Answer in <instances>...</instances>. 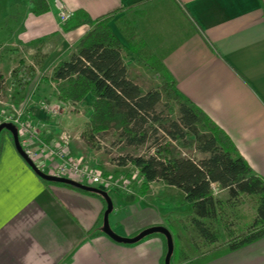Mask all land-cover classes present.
Wrapping results in <instances>:
<instances>
[{"label":"crops","instance_id":"0c3cea01","mask_svg":"<svg viewBox=\"0 0 264 264\" xmlns=\"http://www.w3.org/2000/svg\"><path fill=\"white\" fill-rule=\"evenodd\" d=\"M58 2L73 15L84 11L90 17L88 24L65 32L54 0H48V13L36 17L31 0H0V75L6 86L0 96V124L7 112L19 111L37 129L40 140L57 144L62 139L59 120L43 109L61 103L51 91L57 88L52 73L59 62L76 54L92 21L122 9L109 25L127 51L123 52L126 67L128 55L148 53L158 59L175 80L178 95L221 128L253 174L264 181V0ZM37 60L40 67L34 66ZM19 61L34 66L36 73L21 93L24 101L15 105L12 73ZM11 138L9 133L3 135L0 154V264H164L167 242L162 235L148 236L133 246L111 240L101 232L102 201L41 183L19 157ZM67 144L68 153L82 158L88 168L102 169L89 145ZM162 187L164 193L158 195L149 187L144 197L114 192L118 198H111L112 230L134 238L147 228L162 226L170 230L173 242L178 236L186 246L181 225L192 217V206L183 203V195L173 199L166 193L177 189L163 183ZM212 189L219 201L227 202V190ZM225 247L192 260L173 255L170 264H264V238L220 254Z\"/></svg>","mask_w":264,"mask_h":264},{"label":"trees","instance_id":"16d2710c","mask_svg":"<svg viewBox=\"0 0 264 264\" xmlns=\"http://www.w3.org/2000/svg\"><path fill=\"white\" fill-rule=\"evenodd\" d=\"M31 4L34 17L48 13V0H31ZM121 11L122 9L117 10L92 21L93 28L80 39L76 54L59 62L51 76V80L57 83V99L60 102L77 106L86 98H93L91 118L85 123L81 138L95 149L100 148L98 136L105 138L113 135L128 142L130 146H143L147 143V135L151 130V127H148L149 122H162L163 126H160L164 129L165 137L156 139L151 149L152 154L129 160L142 179L143 185L138 190L139 194L144 197L148 193L149 184L158 182H162L167 188L172 187L180 191L184 196L183 203L192 206L189 224L194 228L197 239L202 241L203 246L208 247L221 241L219 224L231 232L225 208L236 207L241 197L254 198L256 216L251 221L247 233L237 236H234L233 232L229 233L230 241L219 253L223 255L226 252H236L263 240V179L253 174L250 164L243 159L221 128L219 129L197 105L178 95L175 80L163 71L162 63L153 57L146 63L156 75L164 76L161 89L166 97L176 102L179 114L177 121L155 118L153 114L160 103V93L150 91L143 94L142 89L129 77L128 67L123 61L122 43L113 35L109 25ZM89 19V15L84 11H76L73 20L65 23L62 28L65 32H74L84 24L87 25ZM41 65L42 62L38 60L34 63L35 67ZM34 66L19 61L12 73V82L17 88L15 105L25 99L21 93L33 82L36 73ZM3 87V77L0 75V91ZM153 131L156 135L159 129ZM5 133L8 132L2 131L0 154ZM188 136L194 139V149L208 156L206 159L194 161L191 156H183L179 152L177 143L184 147L191 145ZM122 162L124 164L126 160ZM40 182L49 187L64 186L79 194L98 197L106 212L107 206L100 195L79 191L64 184H52L43 180ZM213 186L228 191L227 202H221L214 196ZM173 255L178 259H185L181 250L174 249Z\"/></svg>","mask_w":264,"mask_h":264},{"label":"rangeland","instance_id":"374dc122","mask_svg":"<svg viewBox=\"0 0 264 264\" xmlns=\"http://www.w3.org/2000/svg\"><path fill=\"white\" fill-rule=\"evenodd\" d=\"M93 27L90 25V28H87L88 31H90ZM116 28V27H115ZM63 29V28H62ZM87 31V33H88ZM86 35V33L84 34ZM127 52V51H122ZM129 52V51H128ZM150 61V55L147 53L146 55L142 57H133V56H126L125 57V63L128 67V74L129 77H131L135 83L138 85L139 89H142L143 94H147L148 92L156 91L160 94V103L155 108L154 116L155 118H159L160 120H172L177 121L179 120V114H178V105L175 101L170 100L168 97L164 95L163 90L161 89V83L164 80V76L162 74L156 75L155 71L151 70L149 65L146 63ZM10 85V84H9ZM5 85L0 91V96H4L5 94ZM11 87V85H10ZM55 87V86H54ZM53 93L58 95V88L56 90H51ZM10 93V92H7ZM93 98L90 96L86 98V100L78 104L77 106L71 104V103H59L55 104L53 106H47L50 107V109H54L53 112H56L55 116H51L56 119H58L57 126L58 129V137H62V139L58 140V144L63 145L62 143H67L68 141H71L72 143H82V145L88 146L89 143H87L85 140L81 138L82 133L84 132V125L85 123L90 121V115L92 112V106H93ZM9 112L6 113V116H9ZM162 125V122H152V120L149 122L148 127H151L150 133L147 135V143L143 146L141 145H129L128 142L124 141L123 139L119 137L113 136H105V138H102L101 136L97 137V142H99L100 148L95 149L93 146L89 147L91 149H94V161L98 162L100 167L102 169H99L103 172L104 176H110L113 179L122 182L123 180L127 179L129 181H132L133 175L136 172V168L130 165L129 160L131 158L135 157H144L152 154V146L155 145L156 139H161L162 137H165L164 129L160 126ZM163 126V125H162ZM153 129H159V132H157L156 135H154ZM205 132L204 129H201ZM191 145L184 147L180 146L177 143V147L179 152L183 154V156H191L194 161H199L201 159H206L208 156L205 154H202L194 149L193 143L194 139L191 138V136H188V138ZM63 141V142H62ZM126 160V162L123 164V160ZM116 173L117 176H114ZM117 177V178H116ZM136 180L132 181V185H130V192L132 195L137 194L140 195L138 190L142 183V179L139 178V176H136ZM151 192L158 195V193L162 194L164 193V190L162 191V182L158 183H152L151 186ZM147 191V192H148ZM107 193L110 194L112 199L118 198L116 193L113 191H107ZM168 196L173 199H176L178 196L181 195V192L176 190H171L166 192ZM255 206H256V200L254 198H240L238 205L236 208H225V214L226 218L228 219L227 222L230 223L231 232H233L234 236L242 235L244 233H247L249 229V225L251 224V221L255 218ZM189 219V220H188ZM190 216H188L187 220L185 221V225H181V228L186 233L185 236H183V243L186 244V246H182V240L178 236H176V242L175 247L176 251L180 250L179 248L184 252V256L187 260H192L195 257L199 258L203 255H212V253L215 252V250L222 249L224 246H227L229 243V233H231L229 230H225V228L219 224V228L221 230V241L218 244V246H203L202 241L197 239L195 235L194 228H192L189 224ZM228 229V228H227ZM182 244V245H181Z\"/></svg>","mask_w":264,"mask_h":264},{"label":"built area","instance_id":"2783aa9c","mask_svg":"<svg viewBox=\"0 0 264 264\" xmlns=\"http://www.w3.org/2000/svg\"><path fill=\"white\" fill-rule=\"evenodd\" d=\"M56 9L59 16V24L63 25L73 20L74 15L66 10V6L58 0H54ZM43 109L51 116H55L54 109L49 106L43 105ZM5 122H11L15 125L20 135V144L24 148L25 155L32 159L35 166L41 172L51 175L52 177L64 178V180H73L82 183L91 188H99L107 193L113 191L117 194H131L130 185L132 181L136 180L138 170L134 173L132 181L127 179L122 182L113 179L110 176H104L103 172L99 169L91 170L84 164L82 158L77 159L70 155L67 151L68 144L63 142L60 144H50L40 140V134L37 129L29 125L28 121L23 119V115L19 111H14L6 117Z\"/></svg>","mask_w":264,"mask_h":264},{"label":"water","instance_id":"95a60500","mask_svg":"<svg viewBox=\"0 0 264 264\" xmlns=\"http://www.w3.org/2000/svg\"><path fill=\"white\" fill-rule=\"evenodd\" d=\"M2 131H6L11 134L12 136V142L13 146L16 148V152L19 155L20 158H22L26 163V166L30 168L39 178V180H43L52 184H64L65 186H72L79 191H84L88 192L90 194H97L100 195L104 198V202L107 206L106 212L103 213V225L101 226V232H103L107 237H109L111 240L117 242L118 244H126V245H131L133 246L134 244L140 242L143 239H146L148 236L152 235H162L165 238V241L167 242V248H166V258L164 261V264H170V262L173 259V252H174V247L175 243L173 242L172 234L170 233L169 229H166L165 227L159 226V227H150L147 228V230L142 231L138 235L134 236V238L131 237H120L116 232H114L110 226V219L109 216L114 211V206H113V201L111 199V196L109 193L104 192L103 190L99 188H91V186L85 185V184H80L76 181L73 180H64V178H58V177H52L49 174H46L44 172H41L38 170V168L35 166L34 162L32 159L28 158L25 155L24 148L20 144L19 140V133L16 128V126L11 123V122H2L0 124V139L2 136Z\"/></svg>","mask_w":264,"mask_h":264}]
</instances>
